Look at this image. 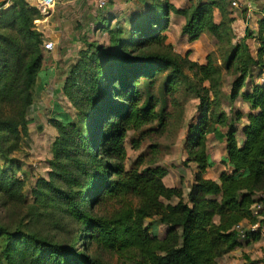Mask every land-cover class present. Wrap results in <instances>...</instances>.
Instances as JSON below:
<instances>
[{"label":"trees","instance_id":"1","mask_svg":"<svg viewBox=\"0 0 264 264\" xmlns=\"http://www.w3.org/2000/svg\"><path fill=\"white\" fill-rule=\"evenodd\" d=\"M189 2L188 8H176L169 0H136L121 22L114 17L112 25L110 17L98 23L105 41L81 38L61 89L73 114L61 107L48 119L54 132L48 172L29 188L15 174L21 163L11 153L29 146L27 114L45 42L33 24L43 15L26 0H11L7 8L0 2V196L25 205L33 224L46 221L63 229L61 222L68 219L77 227L67 245L22 222L0 223V264H106L90 253L91 246L126 264H218L260 240L247 234L240 241L234 227L253 220L250 208L264 192V9L252 33L233 10L224 9L225 0ZM171 13L184 17L181 34L188 42L202 34L213 37L217 56L210 53L199 64L189 59L190 52L176 54L165 35ZM248 39L258 43L255 56ZM253 70L262 83L254 82ZM222 71L231 77L230 117L222 107ZM247 80L249 89L243 91ZM176 93L197 101V117L187 125L183 143L182 166L195 165L184 201L180 187L164 184L168 171L155 159L156 146H149L148 161L142 154L125 167L128 133L139 132L130 140L137 150L154 132L148 126L163 131L169 118L165 96ZM238 97L249 104L240 141L243 114L232 106ZM209 134L225 144L220 162L226 170L217 180L205 178L213 166ZM106 205V212L97 211ZM153 218L164 227L162 237L153 233L148 221Z\"/></svg>","mask_w":264,"mask_h":264},{"label":"rangeland","instance_id":"2","mask_svg":"<svg viewBox=\"0 0 264 264\" xmlns=\"http://www.w3.org/2000/svg\"><path fill=\"white\" fill-rule=\"evenodd\" d=\"M26 1L31 6H34L32 0ZM135 1L136 0H111L105 9L97 11L96 9L87 7L83 4L70 3V0H56V5L51 13V18H49L47 22L44 20L45 22H43V25H46L47 28L49 27L50 30L54 29L61 33L60 41L55 42L59 53H61L59 54V58H61V68L68 69L70 67L73 62V57L71 56L73 54V49L80 46V40L82 37H86L90 40H105L106 36L96 30L98 23L110 17L112 25L116 22L113 20L114 17H118L121 22L125 15L132 9ZM225 1L224 8L228 13H231L228 0ZM251 1L252 0L247 1V10H250ZM250 13L255 16V12ZM216 21H219L217 12ZM249 26L251 29L254 28L253 23H249ZM38 29L40 32L44 30L43 27L40 28L39 24ZM173 31L174 34H170V43L168 44L172 43L171 45L176 54L184 57L190 52L189 59L199 64H204L206 56L210 53L217 56L216 41L211 36L207 35L201 37L195 43H189L186 38L184 39L181 34L178 33L177 29H173ZM44 52L45 51H43V54L46 56L47 54ZM221 77L223 81L221 92H223V89L230 87L231 77L223 71ZM159 86L160 82L157 86L158 89L154 91L158 96L160 95ZM60 87L61 81L59 83H51L48 89L44 92L46 101L49 106H51V103H56L57 105L64 107L67 112L73 114V109L66 106L68 104L62 93H60ZM165 105L169 118L163 131L156 132L158 129L157 124L148 126L147 128L154 130V132L149 133L143 139L140 148L137 150L132 149L130 140L138 137L139 132L131 131L128 133L125 141V167L129 169V167L135 162L136 158L142 154H144L145 161H148L152 156V149H149V146H156L154 149V151H156L155 159H157L161 166L165 167L170 172L169 176L166 177V183L180 187L183 192L182 200L184 201L186 200V193L191 185L193 177H191L190 173L191 166H186L185 170H183L184 167L182 166V161L186 159V154L183 150V143L186 138L187 125L191 120L197 117V101L181 97L179 93H176L172 96H165ZM223 108L226 109V107ZM36 112L35 106L32 107V109H29L28 111V117L35 118L36 116V118L39 119L38 123L42 124V126H40V129H38V126H31L29 132V146L21 144L17 147L15 152L11 153V157H15L21 163L19 164V167H14V172L21 179L25 180V187L27 188L32 186L37 177L46 176L48 172L47 161L50 158L49 148L54 134L53 130L47 125V119L43 116L39 117V113ZM220 152L221 150H217L214 157H217ZM140 169H142V167H140ZM173 201L175 202L176 200L174 199ZM108 207L109 205L97 208V211L106 212ZM27 215V207L25 205L8 204L0 196L1 224L12 226L13 224L22 222L25 223L28 228L34 229L42 235H47L54 242L65 243L67 245L73 243L76 238L77 227L68 219L62 220L61 223L64 224L65 227L61 229L46 221H40L33 224ZM148 221L151 222L153 226V233L162 237L164 234V227L158 224L156 218ZM90 253L96 257H100L106 264H126L113 255L95 250V246L90 247ZM238 257V264H264V237H262L259 242L252 244L250 248L246 249L244 252H241Z\"/></svg>","mask_w":264,"mask_h":264},{"label":"crops","instance_id":"3","mask_svg":"<svg viewBox=\"0 0 264 264\" xmlns=\"http://www.w3.org/2000/svg\"><path fill=\"white\" fill-rule=\"evenodd\" d=\"M0 2L5 3V0H0ZM32 2H33V4L35 3L34 0H32ZM170 2L176 8H188L191 5L189 0H186V1H184V0H174V1L170 0ZM228 3H229V0H228ZM9 5H10V1L7 4V6H5V8H7ZM244 8H247V7L244 6ZM263 9H264V0H252L250 10H241V11L233 10L234 12L232 11L233 12L232 16L237 18L240 22H243L248 27V29L252 33H254L257 30V21L263 17ZM230 10H232V9L230 8ZM249 11L253 12V13L255 12V16L252 15V13H250ZM216 12L218 13L219 21L221 20V15H220L219 11L216 10L214 13V21L219 22V21H216ZM49 18H51V15L48 16L45 19V21L47 22V20ZM184 22H185L184 17L178 16V15H175L172 13L170 14V16H169V27H168L167 31L165 32V35L167 36V43H170V39H169L170 34H172V35L174 34L173 29L174 30L177 29L178 33L181 34V28H182ZM249 23H253V25H254L253 29H251V27L249 26ZM43 29L44 30L41 32L44 36L45 42L46 41L53 42V44H55V49L53 48L52 51H48V52L45 51L44 52L47 55L44 56L42 69H41V71L37 77V80H36V86H35L34 93H33V103H32V106L30 109H32V107L35 106V109L37 111L36 113H39L38 116L39 117L43 116L48 121L49 118H51L55 115L56 110L59 111L61 109V106L58 105V107H56L57 106L56 103H51V106H49V104L46 101V96H45L44 92L48 89V87L50 86L51 83H53V82L59 83L61 81L60 93H62V90H61L62 85H63V82L66 78V72L69 68L68 69L61 68V64H60L61 58H59V54H61V53H59V50L56 47V43H55V42L60 41V37H61L60 34L61 33L57 30H54V29L50 30L49 27L48 28L46 27V25H44ZM103 35H105V34H103ZM181 36L184 39L186 38V40L188 41V38L186 36H183L182 34H181ZM205 36H207V35L202 34L200 36V38L205 37ZM96 40H98V39H96ZM105 40H103V41H105ZM192 43H195V42H192ZM247 45H248V48L250 50V53L255 56L257 48H258L257 41H255L254 39H248ZM79 48H80V46H77L75 49H73V54L71 55L73 57V61L76 58V54H77V51ZM256 72H257L256 70H253V72H252L253 73V79H254V82L256 84H260V83H262L263 78L262 77L257 78ZM249 83H250L249 80H247L245 87L243 88V91H246L249 89ZM229 90H230V87H228L227 89H223V92H222V95H223L222 107H226V109L223 108V110L226 112L228 117H230V113H229V104L230 103H229V99H228ZM232 106H233V109H235L236 111H240L243 114V118L239 121L238 132H237V137H238V140L240 141V140H242L241 129L246 124V116L249 113V104L245 103L241 97H238L233 102ZM30 119L32 120V123L29 125V132H30L31 126H38V129H40V126H42V124L38 123L39 119L36 118V116H35V118L30 117ZM217 130L221 134H224L226 132V128L217 127ZM206 145H207V154H208L209 160L213 163V166L211 168L207 169V171L205 173V178L211 179V180H217L219 177V174L222 171L226 170V168L220 162L221 159L225 156L224 140L216 139L213 136V134H209L207 136ZM217 150H221V152L217 157H214V154H216L215 152ZM188 166H191L190 173H191V177H193V173L195 172V165L189 164ZM183 170H185V167L183 168ZM167 171H168L167 176H169L170 172L168 169H167ZM166 177L164 178V184L166 186L177 187V185L166 183ZM191 183H192V180H191ZM260 239H262V238H260ZM259 241L260 240H258L256 242H251L248 245H245L243 247H240V248L233 250L231 253L223 256L222 258H219L217 260L218 264H238L239 263V257L238 256H240L241 252H244L246 249L250 248V246L252 244L257 243Z\"/></svg>","mask_w":264,"mask_h":264},{"label":"built area","instance_id":"4","mask_svg":"<svg viewBox=\"0 0 264 264\" xmlns=\"http://www.w3.org/2000/svg\"><path fill=\"white\" fill-rule=\"evenodd\" d=\"M10 0H5L4 8L7 6ZM111 0H70V3L83 4L87 7L101 11L105 9ZM248 0H229V7L232 10L241 11L244 6H248ZM34 6L43 15V20H35L34 25L37 30L38 24L44 27V20L51 15L55 5L56 0H34ZM54 44L51 41H46L43 44V51H52ZM252 221H242L241 223L235 225L234 230L237 233L238 239L240 241H245L247 239V234H256L260 238L264 237V192L259 194L258 201H256L250 208Z\"/></svg>","mask_w":264,"mask_h":264}]
</instances>
